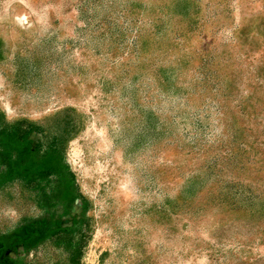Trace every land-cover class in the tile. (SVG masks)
<instances>
[{
    "label": "rangeland",
    "instance_id": "rangeland-1",
    "mask_svg": "<svg viewBox=\"0 0 264 264\" xmlns=\"http://www.w3.org/2000/svg\"><path fill=\"white\" fill-rule=\"evenodd\" d=\"M0 264H264V0H0Z\"/></svg>",
    "mask_w": 264,
    "mask_h": 264
},
{
    "label": "trees",
    "instance_id": "trees-1",
    "mask_svg": "<svg viewBox=\"0 0 264 264\" xmlns=\"http://www.w3.org/2000/svg\"><path fill=\"white\" fill-rule=\"evenodd\" d=\"M18 156H19V158H21V156L22 157H24L23 155H22V153H21V149L19 150V152H18ZM9 164V163H8ZM8 168V167H7ZM9 171V173H11V171H12V167L8 170ZM8 173V172H7ZM6 173V174H7ZM42 176H44V174L42 175Z\"/></svg>",
    "mask_w": 264,
    "mask_h": 264
}]
</instances>
